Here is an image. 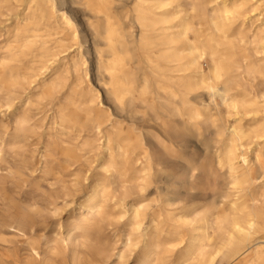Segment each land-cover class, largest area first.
I'll list each match as a JSON object with an SVG mask.
<instances>
[{
	"label": "bare ground",
	"instance_id": "1",
	"mask_svg": "<svg viewBox=\"0 0 264 264\" xmlns=\"http://www.w3.org/2000/svg\"><path fill=\"white\" fill-rule=\"evenodd\" d=\"M262 4L0 0V17L13 25L0 56V108L17 104L3 134L14 129L13 147L30 140L34 111L50 105L53 124L69 133L53 144L64 172L77 176L68 192L85 186L80 175L90 180L79 205L100 215L66 225L78 238L62 246L72 263L90 243L102 264L113 256L114 264H173L184 241L175 264H214L220 255L264 264ZM108 206L129 228L120 250L102 241ZM34 217L14 228L33 229ZM28 245L27 259L15 255L13 264H50Z\"/></svg>",
	"mask_w": 264,
	"mask_h": 264
},
{
	"label": "rangeland",
	"instance_id": "2",
	"mask_svg": "<svg viewBox=\"0 0 264 264\" xmlns=\"http://www.w3.org/2000/svg\"><path fill=\"white\" fill-rule=\"evenodd\" d=\"M261 2L263 3L262 8H264V0ZM11 22L8 17H0V56L6 52L8 31L13 26H11ZM255 28L256 24L251 28L252 32ZM252 32L250 33L252 34ZM206 63V59H204L203 65L207 69ZM88 66L90 69L89 79L93 85V67ZM259 87L263 88L264 83H261ZM101 99H104L102 93ZM262 101L264 99H261ZM16 106L10 109H7L6 106L0 108V264H13L15 255L27 259L30 253L29 242L39 247L44 259L51 258L48 261L50 264H82L83 262L102 264L99 261V256L96 255L97 244L89 243L84 248V256H81V259L76 263H72L70 252H64L62 248L66 245L71 246L78 239L76 232H72V235L68 237L67 224L80 219H100L97 208L89 209L87 206V209H81L79 205V203H84L85 190L89 188L90 180H83L80 175L78 186L84 183L85 186L77 192H68L74 188L71 180L77 179V176L75 174L67 175L64 172L63 158L58 153L59 151L53 147L55 142L59 145L62 144L61 139L69 136L68 130L53 124V109L50 105H39V108L34 111V118L39 127L37 134L30 140L18 143L13 147L10 137L14 129L10 127L9 132L4 135L2 121L11 122V112ZM233 119L234 117H231L230 121ZM176 141L183 146L184 141L181 137ZM44 148L49 151L47 155L49 157L46 160L42 157ZM74 167L72 166V169ZM93 167L97 169L98 163L94 162ZM59 174H63L62 179L58 178ZM118 187L119 183L115 182L113 188L117 189ZM31 213L35 214L33 229L16 230L13 220H18L22 215ZM102 214L106 217L98 221L103 225L102 241L108 246L115 245L116 250L123 249L128 226L124 224L123 220L117 222L118 215L112 206L105 208ZM59 221L64 224L61 231L55 227ZM58 233L60 234L58 235ZM181 234L188 240V229L183 228ZM259 236L264 237V232ZM260 240L264 239L260 238ZM176 243L177 241L173 242V245ZM184 246V241L175 245L176 252L172 256L173 264L176 263V258ZM162 247H167V245L162 244ZM164 255L167 253L160 254V256ZM243 256L230 261L220 255L215 259L214 264H243L241 262ZM115 261L116 256H113L108 264H114ZM190 262L192 260H187L185 264H190ZM134 263V260L130 259L127 264Z\"/></svg>",
	"mask_w": 264,
	"mask_h": 264
}]
</instances>
